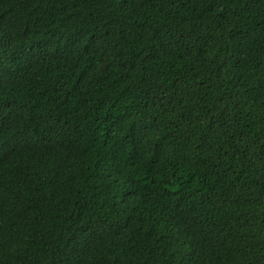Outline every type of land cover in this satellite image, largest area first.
I'll use <instances>...</instances> for the list:
<instances>
[{
  "label": "trees",
  "instance_id": "16d2710c",
  "mask_svg": "<svg viewBox=\"0 0 264 264\" xmlns=\"http://www.w3.org/2000/svg\"><path fill=\"white\" fill-rule=\"evenodd\" d=\"M0 264H264V0H0Z\"/></svg>",
  "mask_w": 264,
  "mask_h": 264
}]
</instances>
